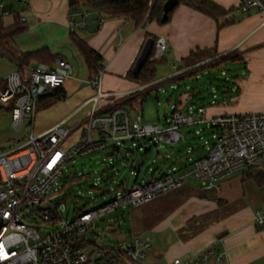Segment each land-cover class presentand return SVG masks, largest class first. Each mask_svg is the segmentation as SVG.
<instances>
[{"label":"built area","instance_id":"2783aa9c","mask_svg":"<svg viewBox=\"0 0 264 264\" xmlns=\"http://www.w3.org/2000/svg\"><path fill=\"white\" fill-rule=\"evenodd\" d=\"M17 1L22 5L28 3L27 0ZM0 9L2 15L8 14L2 2ZM238 9L243 13L251 9L264 11V0H240ZM101 21V17L97 18L98 23ZM85 25L83 14L70 27L72 30ZM167 50L166 39L156 38L153 57L161 58ZM218 58L177 68L150 85L174 81ZM72 73L70 63L64 59H56L50 64L39 62L18 66L0 79V105H10L16 128L23 122L31 124L38 98L49 89L61 86ZM102 73L100 69L84 80L95 92L84 102L88 110L76 126L70 129L64 119L42 133L31 132L29 138L15 149L0 152V264H120L122 257L117 251L123 252V261L127 264H146L143 259L150 249L147 238L119 240L113 251L110 249L104 254L89 251L94 242L87 239L86 234L94 220L175 190L188 175L198 178L205 189H218L220 181L232 173L264 165V110L207 115L203 105L189 104L186 109L174 105L170 117L165 118V125L142 124L140 109L134 104L131 107L136 112L135 117L131 116L129 104L125 105L121 100L110 103L107 108L99 104L101 98L116 94L101 90ZM202 126L212 133V141L210 146H205L207 141H204L205 153L191 162L189 170L172 166L140 182L137 181L138 172H135L132 185L119 182L111 190L114 196L110 199L91 209L80 208L69 219L60 212L53 193L60 189L58 182L65 176L67 162L76 156L104 149L109 152V163H114L127 142L138 149L142 147L137 144L139 138L152 140L155 146L173 145L185 134L183 127H195V133L199 134ZM77 129L80 133L76 141L68 149L64 148L66 139ZM129 158L125 155V159ZM131 173H134L133 169ZM255 223L264 227V215L260 211ZM225 255V250L217 253L208 246L188 262L174 257L166 264H202L211 258L221 262Z\"/></svg>","mask_w":264,"mask_h":264},{"label":"crops","instance_id":"0c3cea01","mask_svg":"<svg viewBox=\"0 0 264 264\" xmlns=\"http://www.w3.org/2000/svg\"><path fill=\"white\" fill-rule=\"evenodd\" d=\"M212 1L226 11L217 20L182 4L166 22L145 19L138 25L132 20L109 16L96 10L90 13L83 9V4L78 5L72 19H80L85 14V20L88 16L91 20L89 23L86 21L85 27L72 30L102 57L101 90L121 94L101 98L106 99V102L99 104L107 108L112 102L136 97L152 86L151 82L135 84L127 80V72L132 69L145 40L151 35V38L162 36L166 39L169 59L164 60L172 68L174 65L179 69L193 66L217 56H226L230 52L245 57L247 69L241 79L237 106L242 111H263L264 11L252 9L242 13L238 9L240 0ZM2 5L4 8L3 1ZM26 8L28 17L35 23L50 20L61 28H68L70 32L72 21L69 19L67 0H29ZM6 10L10 14L11 9ZM22 17L26 21V17ZM99 17L102 18L100 23L97 22ZM224 20L229 22H222ZM68 37L70 38L69 34ZM17 41L22 49L48 48L42 47L44 44L41 42L25 46ZM71 42L79 53L77 46L72 40ZM12 43L15 45L13 39ZM48 49L56 57L55 60L64 59L70 63L68 56L71 51L66 43ZM200 51L209 52L206 53L208 56L197 58L196 62L185 63L184 59L190 53ZM163 58L164 54L161 59ZM71 67L74 72L73 66ZM86 74L87 78L92 76L87 68ZM75 79L76 76L72 73L63 84L67 97ZM157 79L160 77L155 76L153 81ZM89 86L79 96L59 101L58 105H61L63 111L39 132L31 130L32 133H42L64 119L68 123L85 109L78 117L79 123L88 110V105H84V102L94 94L91 93L94 89ZM123 104L128 105V102ZM177 107L180 108L179 105ZM205 108L207 113V107ZM33 120L34 116L32 123ZM237 172L221 180L218 189H195L183 183L179 188L147 203L131 207L134 220L128 229L127 240L143 236L150 243L152 238L148 233L154 236L148 250L150 252L153 247L156 248L150 258L151 264H166L174 257L188 262L193 255L208 246H212L217 253L225 250L226 255L221 262H215L211 258L202 264H264V227H258L255 223L258 211L264 215V184H257L253 179L243 180L242 172ZM167 230L170 231L168 234Z\"/></svg>","mask_w":264,"mask_h":264},{"label":"rangeland","instance_id":"374dc122","mask_svg":"<svg viewBox=\"0 0 264 264\" xmlns=\"http://www.w3.org/2000/svg\"><path fill=\"white\" fill-rule=\"evenodd\" d=\"M3 4L5 9H11L10 14L2 15L4 23L11 22L13 15L16 13L26 17L27 28L15 35L13 38L15 45L21 50L22 47L17 43V40L21 41L25 46L41 42L44 44L42 47L48 48L66 43V47H69L71 51L68 60L74 68L73 74L76 76V79L73 80L68 97L56 100L46 107L35 111L32 125L23 122L19 128H16L13 125L11 113L7 109L8 105L2 104L3 106H0V152L18 147L29 138L31 130L34 133L39 132L44 128L45 124L55 119L63 111L61 105H58L59 101L73 99L89 86L84 81L88 79L84 60L75 50L74 45L68 37V28H61L53 21L46 19L35 23L33 19L28 17L27 8L17 0H3ZM181 5L182 3L176 5L169 12L170 19L179 10ZM83 9L90 13L93 11V9L86 5ZM90 20L91 17L88 16L86 18L87 23ZM78 28L76 27V29ZM77 33L81 34L80 32ZM62 37H64L63 40ZM195 53L189 59L196 61L197 58L204 57L205 55L208 56L209 52H204L203 56L201 51ZM223 57L224 60L222 61L218 59L211 60L207 64L200 65V67L194 69L191 74L180 76L174 81L164 82L158 86L152 85L144 90V92H137L139 94L136 97L123 99L120 102H128L132 117L136 116V112L132 109L131 105L137 106L141 112L142 124L159 126L166 124L165 118L170 117L174 105H179L180 109H186L189 104L203 105L207 107L208 114H239L249 112L242 111L237 106L241 79L247 69L245 57L232 58L228 57V55H223ZM165 58L169 59L167 51L164 52L163 59L153 57V53L151 55L150 59H155L158 62L155 73L157 78L166 77L177 69V67L172 68L171 64L167 60H164ZM16 68V63L8 56L0 57V79H3ZM127 80L133 81L135 84L139 83L131 78ZM89 87L92 88L91 86ZM91 93L93 94L94 90H91ZM120 95L116 93L114 97ZM104 102H106V99L100 100V103ZM164 106L165 115H162ZM84 110L67 123L70 129L76 126L79 120L78 117L83 114ZM202 127L203 130L199 134L195 133V127H183L182 131L185 134L180 141L173 145L158 144L155 146L152 140L139 138L137 144L142 147L138 149L136 146H132L131 142H127L123 145V150L118 154V160L114 163H109V152L104 149L76 156L67 162L65 176L58 182L60 189L53 193V199L57 200L60 212H62L64 217L69 219L80 208L91 209L95 207L105 199H110L114 196V191L111 190L119 182L127 186L132 185L135 172H138L137 181L140 182L141 180H148L151 174L156 175L160 171L171 169L172 166L185 169V171L189 170L191 162L205 153L202 145L204 141H207L205 146H210L212 141V133L204 128L205 126ZM79 133V129L71 133L64 143V148L68 149L76 141ZM157 148L166 149L168 153L158 154L155 152ZM125 155L126 157L130 156V158L125 159ZM131 169L134 170L133 174L131 173ZM238 172L240 173L241 170ZM99 181H102V183H98ZM183 183L185 186L195 189L202 187L199 179L192 175H188ZM133 220L134 213L132 208L129 207L125 211L119 208L94 220L93 226L86 234V238L94 242H91L88 250L93 253L98 251L100 254H104L110 249L112 250L119 240L125 241L127 239L128 229L133 225ZM169 232L167 230L166 234ZM148 236H151L150 243L152 244L154 236L150 233H148ZM140 239H143V236ZM154 252H156L155 247L150 252L146 251L147 256L143 259V262L151 264L150 258H152ZM93 257H95L94 254Z\"/></svg>","mask_w":264,"mask_h":264},{"label":"trees","instance_id":"16d2710c","mask_svg":"<svg viewBox=\"0 0 264 264\" xmlns=\"http://www.w3.org/2000/svg\"><path fill=\"white\" fill-rule=\"evenodd\" d=\"M3 0H0V3ZM69 7V19L73 22L72 16L78 5L83 4L84 6H89L91 9L98 12L106 13L113 17H123L124 19L132 20L136 25L140 24L143 20H156L161 22L162 15V4L165 0H67ZM29 2V0H27ZM178 3L185 4L193 9H196L204 14H207L214 19H218L226 14V11L214 3L212 0H178ZM28 3L24 5L27 7ZM169 17V14H168ZM167 19L164 21L166 22ZM79 20V18L77 19ZM224 23L229 22L228 20L222 21ZM221 22V23H222ZM221 25V24H220ZM27 28L25 19L19 14H14L12 22L10 24H5L2 18V13L0 9V57L8 56L12 61H14L18 66L33 63H53L55 61V56L52 55L48 48H40L36 50H20L13 43V37ZM71 40L77 46L80 55L82 56L86 68L92 73V76L97 73L98 70L102 69V57L101 55L91 48L85 40L79 38L74 30L69 32ZM151 35L148 36V38ZM153 40L155 38L152 36ZM154 50V45L152 48V53ZM205 52V51H204ZM201 51L202 56L204 55ZM151 53V55H152ZM196 53L192 52L187 59H184L185 63L194 61V59H189ZM227 56V55H226ZM228 57L236 58L239 55L232 52L228 53ZM151 58V56H150ZM148 58L144 65L141 67L137 75H133L132 69L127 72V76L134 79L140 83H150L155 79L157 60ZM218 60H224L221 56ZM194 70L189 72L191 74ZM91 76V77H92ZM64 84V83H63ZM56 86L49 89L43 95H41L36 102V110L46 107L47 105L53 103L56 100L65 98V86ZM10 110V105L7 106ZM242 179H253L257 184H264V165L258 167H248L243 170ZM119 257H122L120 264H127L123 261V252L117 251Z\"/></svg>","mask_w":264,"mask_h":264},{"label":"water","instance_id":"95a60500","mask_svg":"<svg viewBox=\"0 0 264 264\" xmlns=\"http://www.w3.org/2000/svg\"><path fill=\"white\" fill-rule=\"evenodd\" d=\"M178 4V0H165L162 4V15H161V22H164L170 11L173 10V8ZM154 45V40L153 38L149 37L145 40L141 51L138 55V57L136 58L134 65L132 67V73L133 75H137V73L139 72V70L141 69V67L144 65V63L146 62V60L148 58H150L151 53H152V48ZM1 106V105H0ZM165 114V106L163 107V112L162 115ZM155 152L158 154H167L168 150L166 149H160L157 148L155 149ZM173 155V154H171Z\"/></svg>","mask_w":264,"mask_h":264}]
</instances>
